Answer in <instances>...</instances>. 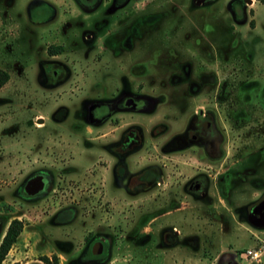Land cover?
<instances>
[{
  "label": "rangeland",
  "instance_id": "rangeland-1",
  "mask_svg": "<svg viewBox=\"0 0 264 264\" xmlns=\"http://www.w3.org/2000/svg\"><path fill=\"white\" fill-rule=\"evenodd\" d=\"M50 1L56 9L54 15L35 22L27 14L30 0H0V68L9 74L0 89V238L10 219H19L23 224L2 264L15 261L44 264L40 256L51 258L52 255L56 257L55 264H77L75 251L87 230L93 229L98 220L108 223L109 212L104 208L110 203L105 201L110 196L106 167L98 173L104 183L98 191L104 205L81 199L83 195L92 197V188L90 183H79L77 175H69L71 179L51 191L46 201H25L18 191L27 173L41 164L54 168V172H63L64 167L72 164L79 169L89 167L88 174L95 172L91 165L93 154L88 151H96L92 142L97 135L110 137L112 125L88 130L84 137L89 138L85 142L89 141L91 146L86 147L80 136L66 130L69 119L64 126H55L53 130L50 121L44 127H33L30 116L35 112L46 119L57 105L75 108L82 97L103 96L101 86L106 85L107 79L92 76L100 75L102 70L109 71V85L126 82L133 90L157 101L159 98L151 114L114 116L119 119L118 124L127 120L139 124L148 159H160L165 169L174 172L168 181H182L199 167L212 169L213 174L232 162L238 165L240 158L251 151L264 149V3L240 0L245 8V22H237L230 17L229 0L203 4H196L195 0H127L126 7L115 12V21L125 24L116 30L119 33L114 31L96 39L86 50L77 34L80 29L90 27L93 15H86L73 0ZM101 3L111 4L113 0H101ZM124 15L128 17L124 19ZM52 43L63 47L62 53L53 59L71 70L60 85L49 88L42 84L46 79L41 71L50 62L46 47ZM109 46L114 50L110 51ZM186 70L187 77L183 73ZM193 82L200 89L191 97ZM174 96L177 98L173 99ZM186 101L187 107L181 108ZM198 106L209 112L222 131L223 158L209 162L200 150L192 148L160 156L157 151L170 135L184 130L188 112ZM39 117L35 125H40ZM157 125H165V129L158 131ZM69 155L74 160H69ZM155 195L154 192L142 198L151 199ZM66 203L83 216H71L60 225L51 221L50 216ZM184 205L185 210L179 213L184 218L180 220V231L195 233L199 247L194 252L175 248L171 257L166 255L160 261L173 264V258L177 264H210L231 237L220 234L218 223L205 217L207 211L203 205H195V212L188 209L190 203L183 201L181 206ZM209 237L212 243L203 244L202 240ZM261 240L264 243V238ZM252 245L256 243L247 246ZM60 248L70 252H61ZM116 253V258L129 257L120 250ZM133 257V264H139L140 255Z\"/></svg>",
  "mask_w": 264,
  "mask_h": 264
},
{
  "label": "flooded vegetation",
  "instance_id": "flooded-vegetation-1",
  "mask_svg": "<svg viewBox=\"0 0 264 264\" xmlns=\"http://www.w3.org/2000/svg\"><path fill=\"white\" fill-rule=\"evenodd\" d=\"M73 1L86 15H93L90 27L80 29L77 34L86 50L96 39H102L114 31L119 33L116 30L121 28V24L125 25L123 21H115V12L118 8L126 7L127 0L120 2L113 0L111 4L101 3V0ZM207 1L210 0H201L199 4ZM55 11L50 0H30L27 6L28 17L35 22L52 17ZM228 11L235 21H244L245 8L240 0H229ZM126 17L128 15H124L123 18ZM105 40L114 41L113 39ZM124 41L125 39L123 43ZM50 45L62 48L59 52L51 54L46 51L50 62L42 66L41 73L46 79L42 84L44 87L53 88L62 83V79L69 75L71 69H68L66 65L60 66L53 59L62 53V45L52 43L48 46ZM109 48L110 51L114 50L110 46ZM183 73L186 77L189 75L188 70ZM92 76L102 78L103 81L107 79L106 85L101 86L103 96L82 97L78 107L75 108H69L67 104L57 105L50 114H47L46 122L42 117L36 116L30 118V124L38 128L44 127L48 124L47 121H50L54 130L55 126H64V122L69 119L66 130L80 136L81 142L86 147L91 146L89 141L85 142L89 138L84 137L88 130H97L106 124L112 125L113 133L110 137L100 138V135H97L92 142L96 151H88L93 154L91 165L95 172L88 174L89 167L79 169L76 164L64 167L63 172L61 170L54 172V168L41 164L27 173L18 188L20 198L25 201H46L51 191L71 179V177L68 178L69 175H77L79 183H90L92 188V197L83 195L81 199L96 201V204L100 206L101 196L98 191L104 183H101L98 173L101 168L106 167V185L110 196L105 201L110 203L101 205H104V208L107 207L109 221L103 223L98 220L93 229L87 230L80 248L75 251V263L133 264V255L138 253L139 264H165L160 260L165 259L166 255L171 257L175 253V248L184 247L194 252L199 247V237L195 233L183 234L180 231V220L184 218L181 219L179 213L185 210L186 205L181 206V203L186 201L191 204L188 205V209L191 208L193 212H195V205H203L207 211L205 217L218 223L220 234L231 237L224 242L210 264H242L243 260H247L246 264H264V243L261 240L264 238V149L251 151L240 158L238 165H233L234 162H232L213 174H211L212 169L199 167L182 181H168L174 172L165 169L160 159H148L149 156L146 154L148 150L143 148L144 133L139 124L128 120L118 124L119 119L114 116L129 113L151 114L159 98L157 101L154 97L133 90L126 82H121L119 86L109 85L111 77L107 70H102L100 75ZM172 79L179 80L177 77ZM192 86L194 88L190 92L191 97L195 96L200 89L195 82L191 83L190 87ZM176 98V96L173 97V99ZM186 107L187 101L181 108ZM208 113L200 106L196 109L191 108L184 130L176 135H170L157 151L159 155L163 157L182 153L192 148L200 150L202 157L209 162L217 158L222 159V131L216 127ZM38 117L41 118L40 125H35L34 122ZM164 127L165 125H157L158 131H163ZM52 135L53 133H50V137ZM65 136L70 137L68 134ZM69 160H74V156L69 155ZM216 173L218 175L215 176ZM171 179H173L172 176ZM154 192L156 195L151 199L142 198ZM92 208L94 210L96 207ZM76 211L78 212L72 204L66 203L50 216V220L59 225L67 223L70 220L69 217L82 214L81 212L76 214ZM216 235L217 233L212 237ZM202 241L203 244L212 243L210 237ZM241 241H246L248 244ZM239 243L240 247H236ZM250 243H256V245L247 246ZM116 250L118 253L119 250L124 252L129 257L116 258ZM247 250L257 251L256 258L245 254ZM60 251L70 252L64 248H60ZM202 251L205 252L206 248L204 247ZM121 260H124L123 263ZM172 263L177 264L173 258Z\"/></svg>",
  "mask_w": 264,
  "mask_h": 264
},
{
  "label": "trees",
  "instance_id": "trees-1",
  "mask_svg": "<svg viewBox=\"0 0 264 264\" xmlns=\"http://www.w3.org/2000/svg\"><path fill=\"white\" fill-rule=\"evenodd\" d=\"M261 3H264V0H257ZM61 46H48L47 53L51 54L54 52H59L61 50ZM9 79V74L5 69L0 68V87L7 82ZM23 227L22 221L16 218L10 219L6 224L5 230L0 238V264H2L7 252L9 251L12 244L15 242L17 236L21 232ZM40 260L44 264H55L56 257L52 255L51 258L47 256H40ZM11 264H20L19 262L15 261Z\"/></svg>",
  "mask_w": 264,
  "mask_h": 264
},
{
  "label": "built area",
  "instance_id": "built-area-1",
  "mask_svg": "<svg viewBox=\"0 0 264 264\" xmlns=\"http://www.w3.org/2000/svg\"><path fill=\"white\" fill-rule=\"evenodd\" d=\"M245 254L250 255L251 258H256L258 253L257 251H254V250H247Z\"/></svg>",
  "mask_w": 264,
  "mask_h": 264
},
{
  "label": "crops",
  "instance_id": "crops-1",
  "mask_svg": "<svg viewBox=\"0 0 264 264\" xmlns=\"http://www.w3.org/2000/svg\"><path fill=\"white\" fill-rule=\"evenodd\" d=\"M253 2H254V1H253ZM253 2H252V3H253ZM252 5H253V4H252ZM3 85H4V84H3ZM3 85H2V86H3ZM2 86L0 87V89L2 88ZM36 116H38V114L34 112V113L30 116V118H31V117H36ZM43 119H44V122H46V121H45V117H44ZM33 142H34V140H31L30 144L32 145ZM32 146H33V145H32ZM7 223H8V221H7ZM7 223H6V224H7ZM5 227H6V226H5ZM17 238H18V236H17ZM17 238H16V239H17Z\"/></svg>",
  "mask_w": 264,
  "mask_h": 264
},
{
  "label": "water",
  "instance_id": "water-1",
  "mask_svg": "<svg viewBox=\"0 0 264 264\" xmlns=\"http://www.w3.org/2000/svg\"><path fill=\"white\" fill-rule=\"evenodd\" d=\"M201 0H195V3L196 4H199ZM249 1V0H248ZM26 189H27V186H26Z\"/></svg>",
  "mask_w": 264,
  "mask_h": 264
}]
</instances>
